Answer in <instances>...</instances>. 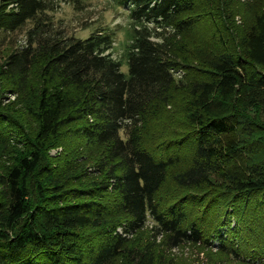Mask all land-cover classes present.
I'll use <instances>...</instances> for the list:
<instances>
[{
  "label": "trees",
  "instance_id": "16d2710c",
  "mask_svg": "<svg viewBox=\"0 0 264 264\" xmlns=\"http://www.w3.org/2000/svg\"><path fill=\"white\" fill-rule=\"evenodd\" d=\"M54 1L0 0V49L29 25L1 72L22 90L39 62L42 79L33 111L39 124L33 145L17 155L7 175L0 173V187L8 191L0 228H9L0 230V264H117L128 251L127 237L149 221L166 235L170 248L194 243L237 260H264V167L257 162L263 146L256 138L257 123L244 115L264 108V9L243 39V56H220L207 79L191 83L188 117L194 130L186 141L193 144L195 158L176 180L183 187L210 185L209 172H226L239 155L252 162L251 174L230 177L208 194L185 195L163 210L156 195L178 160L154 157L142 145L137 126L169 99L175 86L174 43L158 30L173 26L177 35L191 30L195 19L183 17L198 0H112L129 10L132 27L120 59L114 58L111 31L99 29L84 39L56 28ZM123 63L128 73L121 71ZM76 122L87 143L106 146L104 158L111 167L101 188L116 195L111 207L92 199L68 203V194L77 197L82 191H61L57 184L49 197L37 178L50 172L43 157L48 143ZM230 135L240 139L221 141ZM189 204L203 208L192 217ZM116 212L129 217L121 235L107 231L94 240L80 232L100 227L105 216ZM149 255L138 252L130 262L150 264L154 257Z\"/></svg>",
  "mask_w": 264,
  "mask_h": 264
},
{
  "label": "rangeland",
  "instance_id": "374dc122",
  "mask_svg": "<svg viewBox=\"0 0 264 264\" xmlns=\"http://www.w3.org/2000/svg\"><path fill=\"white\" fill-rule=\"evenodd\" d=\"M54 7L51 16L56 28L84 39L99 29L111 31L115 38L114 58L122 57L132 33L127 8H118L112 0H80V4L71 0H55ZM263 9L264 0H198L196 8L183 17L191 16L195 19L191 30L180 35H177L173 26L164 31L158 30L164 39L174 43L170 48L175 61V86L170 91L169 99L160 103L141 121L137 126V133L144 148L157 159L172 157L178 160L170 168L166 181L156 195L161 209L165 210L185 195L208 194L219 189L229 182L230 177H249L251 174L252 162L247 156L239 155L226 172H209L210 185L183 187L176 180V175L190 168L195 158L193 144L186 141L194 130L188 117L192 100L191 83L207 79L212 62L220 56L227 53L234 57L243 56V39L254 25L255 14ZM28 28L29 25L25 30ZM25 30L6 40L7 45L0 49V66L12 50L23 43ZM154 40L161 41L156 38ZM184 57L188 60L184 61ZM128 70V65L123 63L121 71L128 73ZM17 87L15 80L0 70V173L4 175L15 165L17 155L32 147L38 133L39 124L33 111L42 89L39 62L32 67L24 88L19 90L21 88ZM244 115L257 123L256 138L263 146L257 162L264 167V108H254ZM80 124L81 122H76L63 128L60 137L48 143L43 157L50 172H40L37 178L49 197L55 193L53 187L57 184L61 191H82L77 197L68 194V203L92 199L111 207L116 203V195L112 190L101 188L106 185V175L111 167L104 158L106 146L87 143L78 131ZM239 139L240 136L230 135L222 137L221 141L225 143ZM7 194V188L0 187L2 214ZM187 207L188 212L193 213L192 217L203 208L193 204ZM128 219V216L120 212L112 213L103 218L100 227L89 226L80 232L94 240L107 231H115V234L121 235ZM153 226L154 223L149 221L143 229L127 237L125 246L129 254L127 251L122 254V258L119 256L117 264H131L133 256L146 251L150 253L149 257H154L150 264H264V260H237L216 247L206 248L200 244L188 243L170 248L166 235H159ZM3 227L0 230L9 231L6 225Z\"/></svg>",
  "mask_w": 264,
  "mask_h": 264
}]
</instances>
